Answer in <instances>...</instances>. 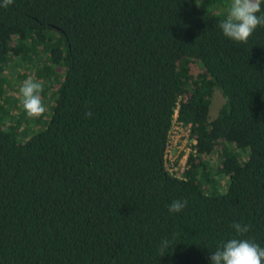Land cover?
<instances>
[{
    "label": "trees",
    "instance_id": "trees-1",
    "mask_svg": "<svg viewBox=\"0 0 264 264\" xmlns=\"http://www.w3.org/2000/svg\"><path fill=\"white\" fill-rule=\"evenodd\" d=\"M229 3L0 6V264H211L234 222L264 248V26L225 37ZM13 72L42 83L45 118L8 95ZM173 128L189 136L180 175Z\"/></svg>",
    "mask_w": 264,
    "mask_h": 264
},
{
    "label": "clouds",
    "instance_id": "clouds-1",
    "mask_svg": "<svg viewBox=\"0 0 264 264\" xmlns=\"http://www.w3.org/2000/svg\"><path fill=\"white\" fill-rule=\"evenodd\" d=\"M13 0H3V7L12 4ZM264 0H230L226 15L219 23L225 37L239 42L248 43L250 37L259 26H264V15L261 5ZM43 85L33 77L24 80L20 89L21 104L29 118H40L47 112L41 93ZM91 115V113H89ZM187 206V200H174L169 206L170 213H180ZM231 227L236 235L222 243L211 252V264H264V248L250 239L243 238L251 229L250 224L234 222ZM169 247V241H161V255Z\"/></svg>",
    "mask_w": 264,
    "mask_h": 264
},
{
    "label": "rangeland",
    "instance_id": "rangeland-1",
    "mask_svg": "<svg viewBox=\"0 0 264 264\" xmlns=\"http://www.w3.org/2000/svg\"><path fill=\"white\" fill-rule=\"evenodd\" d=\"M201 71H202L201 65L197 62H192L191 72L196 75V74L200 73ZM17 74H18V72L17 73L13 72L10 75H6V78L8 79V77H9V79L11 80L12 85H10V87L14 88L12 91H8V95L12 98L20 99V95H18V93H19L18 89H20V87H21V85L25 79H21L18 87H16V75ZM52 87H53V89H55L56 84L53 85ZM49 93L52 94L53 91H50ZM43 102H44L46 108L48 109L47 112L44 114V116H42L45 118L49 114L51 106L53 105V103H52L51 99H45V100H43ZM223 103H224V97L220 93H218V91H216L214 94L212 107L210 108V112H209V116L211 118L215 117L218 109L220 108V106ZM33 128H35V127H33ZM36 130H37V128L33 131H36ZM172 131H174V129ZM178 133H180V132H178ZM184 135H186V133H184ZM186 138H187V136H185V138L183 139L182 135H176V131H174V133L171 132V134H170V147H171V149L169 147L170 150H168L166 153V160H167L166 162H167V165L169 167V171L171 169H173L174 172L177 173V175H180L181 171L184 168L185 161H186L185 154L187 155L188 149H189L188 143H186ZM172 161H175V162L171 164Z\"/></svg>",
    "mask_w": 264,
    "mask_h": 264
},
{
    "label": "built area",
    "instance_id": "built-area-1",
    "mask_svg": "<svg viewBox=\"0 0 264 264\" xmlns=\"http://www.w3.org/2000/svg\"><path fill=\"white\" fill-rule=\"evenodd\" d=\"M174 129V128H173ZM172 132V131H171ZM171 134V133H170ZM189 137V136H188ZM188 137L186 138V143H188V141H187V139H188ZM169 147H170V141H169ZM169 147H168V149H169ZM168 149H167V151H168ZM167 151H166V153H167Z\"/></svg>",
    "mask_w": 264,
    "mask_h": 264
}]
</instances>
